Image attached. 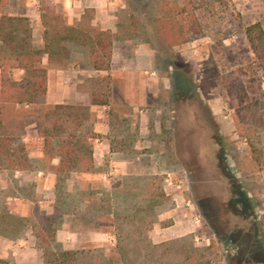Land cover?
I'll use <instances>...</instances> for the list:
<instances>
[{
	"label": "rangeland",
	"instance_id": "rangeland-1",
	"mask_svg": "<svg viewBox=\"0 0 264 264\" xmlns=\"http://www.w3.org/2000/svg\"><path fill=\"white\" fill-rule=\"evenodd\" d=\"M165 3L184 10L179 19L189 30L188 43L169 47L158 40L154 21ZM116 4L118 24L127 25L130 18L139 23L132 44L153 52L143 59L145 102L135 112L112 107L108 141L112 150L122 152L115 157L126 165L106 182L95 179L86 191L61 183L51 196L56 229L68 210H77L83 240L88 230L105 228V248L79 249L93 252L88 264H107L109 258L110 264H120L110 254L116 232H131L135 240L141 234L150 244L163 246L171 262L181 247L191 245L201 254L199 264H264V63L255 62L243 32L256 22L264 28V0ZM75 53L78 63L87 64L81 52ZM115 91L119 99L118 84ZM39 111L9 106L7 125L19 137H35ZM111 161L106 156L92 173L108 172ZM155 190L164 197L152 208L148 199ZM21 194L32 203L28 216H5L0 195V226L23 240L36 237L37 226L51 220L37 205L33 187H22Z\"/></svg>",
	"mask_w": 264,
	"mask_h": 264
},
{
	"label": "trees",
	"instance_id": "trees-1",
	"mask_svg": "<svg viewBox=\"0 0 264 264\" xmlns=\"http://www.w3.org/2000/svg\"><path fill=\"white\" fill-rule=\"evenodd\" d=\"M41 14L42 47L33 48L30 43L31 30L27 20L6 15L0 17V172H28L32 164L24 144L16 130L7 125L9 106H37V134L42 139L44 163L59 160L58 175L83 174L93 170L92 145L90 141L98 137L93 132L90 106L105 107L108 116H113L110 104V76H96L87 79L84 91L88 103L75 105L45 104L47 71L42 65L54 67L66 65L74 52H81L88 68L94 73H108L111 66L112 46L115 41L133 40L138 35V21L130 18L127 25H118L116 33L102 30L91 24L93 12L86 11L79 22L69 25L66 18L54 7L39 0ZM2 4L0 0V5ZM160 5V14L154 21L158 40L175 47L188 43L189 30L180 15L182 8ZM249 49L257 63H264V28L262 23L243 28ZM16 68L22 71L19 81L7 77L6 70ZM80 92V88L78 90ZM163 193L155 190L148 202L152 208L163 200ZM53 223L37 229L36 238L43 254V264H88L93 252L84 250L64 251L55 244ZM176 261L166 260L163 246H155L147 240L134 239L131 232L115 233V246L110 251L120 264H199L201 254L191 245L181 247ZM109 258L107 264L113 263Z\"/></svg>",
	"mask_w": 264,
	"mask_h": 264
},
{
	"label": "crops",
	"instance_id": "crops-1",
	"mask_svg": "<svg viewBox=\"0 0 264 264\" xmlns=\"http://www.w3.org/2000/svg\"><path fill=\"white\" fill-rule=\"evenodd\" d=\"M1 2L0 17L6 15L26 19L28 28L31 30L30 43L32 47L35 49L41 48L39 0H1ZM45 2L54 7L58 13L62 14L69 25L79 22L86 11H92L93 20L91 24L93 26L99 27L102 30H109L112 33H116L117 31L119 24L116 17V8L118 7L116 0H45ZM152 53L142 45L132 44V40L115 41L112 46L111 66L108 73L92 72L87 64L78 63L76 59L77 53L75 52L71 54L69 62L62 67L49 66L45 58L42 61V65L47 71L45 104L49 106L87 104L88 97L84 91L86 80L96 76L109 75L111 79V107L123 105L135 112L144 104V96L147 89V82L142 78L148 74L147 69L144 67L143 59L151 57ZM6 74L8 78L16 82L21 79L23 73L16 68H11L6 70ZM117 84L121 89L119 99L115 95V86ZM79 88L80 92L78 91ZM13 107L29 109L37 106L15 105ZM108 112V109L105 107L90 106V118H93L91 122L93 132L98 136L90 141L92 145L93 169H98L103 164V159L106 156L113 157V161L110 163L113 167L108 172L97 173L96 175L98 176L90 171L83 174H69V176L65 175L67 177L61 178L62 175H58L56 171L59 167L58 159L51 160L47 166L41 164L44 163L42 161L43 142L37 134L36 119L34 122L36 125L35 137L28 134L20 136V139L25 146L28 159L31 164L37 162V168H32L28 172H0V195L4 197V205L7 210L5 216L15 215L23 219L28 216L27 209L32 203L22 196L21 188L29 185L33 187L37 205L40 209L46 210L45 215L53 223L52 226L55 228V244L60 245L62 250L74 251L84 249L85 245H91L93 249L106 247L108 232L103 227L101 229L97 228V230H88L85 240L80 237L81 231L77 223V210L63 212L60 215V227L56 229L55 226H58V223L54 215L57 207L55 200L51 196L55 194L61 183H65L67 189L77 184V186L79 185L86 191L89 190V186L92 185L95 179H99L102 183L106 182L125 167V162L122 160L118 161L115 157L121 155L122 152L112 150L108 141ZM84 203L90 204L88 199ZM38 228L39 226H37ZM29 234L32 235V232ZM9 258L14 260L13 263L7 262L4 264H43L42 250L40 246H36L35 236L23 240L16 239L8 235L6 230L0 226V262L6 261Z\"/></svg>",
	"mask_w": 264,
	"mask_h": 264
},
{
	"label": "built area",
	"instance_id": "built-area-1",
	"mask_svg": "<svg viewBox=\"0 0 264 264\" xmlns=\"http://www.w3.org/2000/svg\"><path fill=\"white\" fill-rule=\"evenodd\" d=\"M166 185H167V186H170L171 184H170V182L166 181Z\"/></svg>",
	"mask_w": 264,
	"mask_h": 264
}]
</instances>
